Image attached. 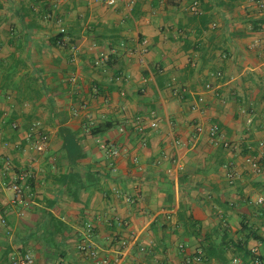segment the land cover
Segmentation results:
<instances>
[{
	"label": "crops",
	"instance_id": "obj_1",
	"mask_svg": "<svg viewBox=\"0 0 264 264\" xmlns=\"http://www.w3.org/2000/svg\"><path fill=\"white\" fill-rule=\"evenodd\" d=\"M263 141L260 0H0V264L264 261Z\"/></svg>",
	"mask_w": 264,
	"mask_h": 264
},
{
	"label": "built area",
	"instance_id": "obj_2",
	"mask_svg": "<svg viewBox=\"0 0 264 264\" xmlns=\"http://www.w3.org/2000/svg\"><path fill=\"white\" fill-rule=\"evenodd\" d=\"M103 2H105L108 5H113L116 3V0H101ZM260 7L262 9H264V1L260 0ZM64 31V29H62V32ZM106 58V57H105ZM208 89H210L212 87L211 84H207L206 86ZM200 101L203 100V98L199 99ZM197 109V105H193L192 110ZM38 123L34 124L33 127L31 128V134H33L34 132L37 133L38 131ZM153 127L157 126V123L154 121L151 124ZM17 125H14V127H16ZM197 131L198 132H203L204 131V127L202 125L197 127ZM209 136H210V140L214 145H222L225 148H231V149H237V145L232 143L231 141L227 140L225 138V133L222 130L221 126L217 123H213L210 128H209ZM48 135L45 133H42L40 131H38L36 137H35V146L36 149L39 151H43L48 143ZM260 147L264 148V141L260 143ZM120 152V150L118 148H115L111 151V153L113 155H118ZM251 166L254 170H259V163L257 161L254 160H250ZM235 175V172L233 170H231V172L229 173V177L230 179H233ZM29 177H31L30 173L28 171H22L21 173L16 175V179L12 185L13 190L15 191V193L17 195H19L21 193V183L25 182L26 180L29 179ZM128 201H132L131 198H127ZM264 202V197L263 196H259L256 200L257 204H262ZM4 222V220H3ZM123 246L125 248H128L130 246L129 242H123ZM181 249H184V245L181 244L180 245ZM80 251L88 254L89 256L96 258L98 256V251L96 250V248L94 247L93 244L91 243H82L79 246ZM12 264H32L33 263V255L30 251H26L25 253H20L17 254L15 256H12L11 258ZM203 255L201 252H197L196 254L192 255V256H188L184 262L182 264H203ZM104 263L108 264L107 260H103ZM234 263L238 264L241 262V260L239 258H234L233 260ZM118 264H121L118 263ZM249 264H264L261 254H260V250L258 247L252 248L250 250V261Z\"/></svg>",
	"mask_w": 264,
	"mask_h": 264
},
{
	"label": "trees",
	"instance_id": "obj_3",
	"mask_svg": "<svg viewBox=\"0 0 264 264\" xmlns=\"http://www.w3.org/2000/svg\"><path fill=\"white\" fill-rule=\"evenodd\" d=\"M93 133L94 134H98L99 132L98 131H96V130H93ZM250 255V254H249ZM263 260V259H262ZM264 262V261H263Z\"/></svg>",
	"mask_w": 264,
	"mask_h": 264
}]
</instances>
